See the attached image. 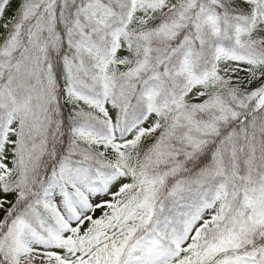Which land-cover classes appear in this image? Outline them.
Instances as JSON below:
<instances>
[{"label": "snow or ice", "instance_id": "obj_1", "mask_svg": "<svg viewBox=\"0 0 264 264\" xmlns=\"http://www.w3.org/2000/svg\"><path fill=\"white\" fill-rule=\"evenodd\" d=\"M0 264H264V0H0Z\"/></svg>", "mask_w": 264, "mask_h": 264}]
</instances>
